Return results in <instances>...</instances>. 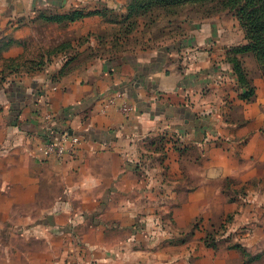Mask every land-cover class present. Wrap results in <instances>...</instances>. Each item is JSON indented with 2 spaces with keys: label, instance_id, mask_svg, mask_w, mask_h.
<instances>
[{
  "label": "crops",
  "instance_id": "1",
  "mask_svg": "<svg viewBox=\"0 0 264 264\" xmlns=\"http://www.w3.org/2000/svg\"><path fill=\"white\" fill-rule=\"evenodd\" d=\"M234 19L91 58L81 46L59 82L37 75L0 91V228L27 232L32 261L194 264L181 231L198 217H264V80L242 97L226 60L247 42ZM64 128L82 138L76 156L46 158L47 134ZM242 190L247 206L230 201Z\"/></svg>",
  "mask_w": 264,
  "mask_h": 264
},
{
  "label": "rangeland",
  "instance_id": "2",
  "mask_svg": "<svg viewBox=\"0 0 264 264\" xmlns=\"http://www.w3.org/2000/svg\"><path fill=\"white\" fill-rule=\"evenodd\" d=\"M46 1L0 0V91L10 83L37 75L47 76L52 83L59 82L60 70L70 68L72 60L80 55L81 46L88 48L80 56L89 58L111 54L108 51L112 48L118 51L133 46L145 48L164 40H176L191 28L208 25L216 28V19L234 16L226 10L203 16L204 8L196 5L175 8L176 13L172 8L160 7L145 12L138 9L135 0H84L91 2L89 5L77 3L79 0H53L49 4ZM62 2L67 6L60 9L61 4L55 5ZM92 16L101 19L77 24ZM234 18L242 28L239 19ZM212 19L216 22L211 23ZM90 28L101 34L100 38L93 40L88 36L86 30ZM93 46H98V51ZM235 56L241 60L244 73L253 85L264 80L255 54L246 52ZM241 192L245 194L234 195L230 201L247 200V192ZM240 213L217 214L214 220H205L202 215L190 229L181 231V242L195 241L194 264H264V217L254 214L257 217L254 222L239 224ZM26 233L0 228V264H44L42 259L31 260L38 252Z\"/></svg>",
  "mask_w": 264,
  "mask_h": 264
},
{
  "label": "trees",
  "instance_id": "3",
  "mask_svg": "<svg viewBox=\"0 0 264 264\" xmlns=\"http://www.w3.org/2000/svg\"><path fill=\"white\" fill-rule=\"evenodd\" d=\"M138 9L145 12L153 10L154 7L173 9L184 5H196L204 8V15L226 10L236 16L245 32L246 44L232 48L226 60L232 64L238 76L240 86L245 89L243 98L250 99L254 94L255 87L247 74L244 73L242 62L237 56L238 53L251 52L257 56L264 75V0H135ZM65 70H60L59 76Z\"/></svg>",
  "mask_w": 264,
  "mask_h": 264
},
{
  "label": "built area",
  "instance_id": "4",
  "mask_svg": "<svg viewBox=\"0 0 264 264\" xmlns=\"http://www.w3.org/2000/svg\"><path fill=\"white\" fill-rule=\"evenodd\" d=\"M120 109L125 114H130L133 111V107L125 101L120 104ZM81 143L82 138L69 128H64L60 131L53 129L47 134L41 151L46 158L65 162L76 156Z\"/></svg>",
  "mask_w": 264,
  "mask_h": 264
}]
</instances>
